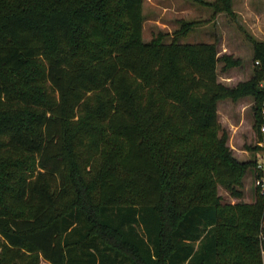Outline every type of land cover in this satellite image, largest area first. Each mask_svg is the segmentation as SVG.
Returning a JSON list of instances; mask_svg holds the SVG:
<instances>
[{
  "label": "trees",
  "instance_id": "16d2710c",
  "mask_svg": "<svg viewBox=\"0 0 264 264\" xmlns=\"http://www.w3.org/2000/svg\"><path fill=\"white\" fill-rule=\"evenodd\" d=\"M142 5L0 0V264H264V196L218 194L257 163L217 114L260 106L264 42L230 89L215 44L143 42Z\"/></svg>",
  "mask_w": 264,
  "mask_h": 264
},
{
  "label": "rangeland",
  "instance_id": "374dc122",
  "mask_svg": "<svg viewBox=\"0 0 264 264\" xmlns=\"http://www.w3.org/2000/svg\"><path fill=\"white\" fill-rule=\"evenodd\" d=\"M214 0H142V40L161 39L169 42L174 36L181 43H213L217 56L227 57L216 66L217 79L233 89L255 75L253 43L264 42V0H231L230 11L216 13ZM178 32L177 34H175ZM264 93V80L258 84ZM264 99L255 107L252 95L221 101L219 123L227 134V147L241 163L264 160V135L254 125L264 123ZM257 165L250 167L239 180L236 190L240 199L232 198L223 188L218 194L223 203H253L262 195L257 185ZM39 264H48L41 261Z\"/></svg>",
  "mask_w": 264,
  "mask_h": 264
},
{
  "label": "built area",
  "instance_id": "2783aa9c",
  "mask_svg": "<svg viewBox=\"0 0 264 264\" xmlns=\"http://www.w3.org/2000/svg\"><path fill=\"white\" fill-rule=\"evenodd\" d=\"M262 114L264 117V103L262 107ZM260 132L264 135V123L260 126ZM264 143V140H263ZM257 169L261 172L259 179L257 180V185L260 188L261 194L264 196V160L260 163H257Z\"/></svg>",
  "mask_w": 264,
  "mask_h": 264
},
{
  "label": "crops",
  "instance_id": "0c3cea01",
  "mask_svg": "<svg viewBox=\"0 0 264 264\" xmlns=\"http://www.w3.org/2000/svg\"><path fill=\"white\" fill-rule=\"evenodd\" d=\"M220 82V81H219ZM221 84H223V82H220ZM221 101L217 104V114H218V117H219V111H218V107L220 105Z\"/></svg>",
  "mask_w": 264,
  "mask_h": 264
}]
</instances>
